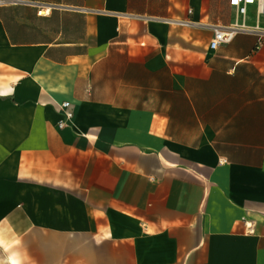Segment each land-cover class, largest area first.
I'll use <instances>...</instances> for the list:
<instances>
[{
	"label": "crops",
	"instance_id": "obj_1",
	"mask_svg": "<svg viewBox=\"0 0 264 264\" xmlns=\"http://www.w3.org/2000/svg\"><path fill=\"white\" fill-rule=\"evenodd\" d=\"M0 264H264L255 6H0Z\"/></svg>",
	"mask_w": 264,
	"mask_h": 264
},
{
	"label": "built area",
	"instance_id": "obj_2",
	"mask_svg": "<svg viewBox=\"0 0 264 264\" xmlns=\"http://www.w3.org/2000/svg\"><path fill=\"white\" fill-rule=\"evenodd\" d=\"M9 0H0V6H5ZM229 5L237 10L241 17L248 15L250 6H255L259 15L264 16V0H229ZM191 12V11H190ZM181 25H192L191 21L179 22ZM239 30L238 25H219L213 28V38L210 42L211 49H217L221 44L231 42ZM59 112L62 119L59 128H64L68 122L74 119L71 103L65 101L60 105Z\"/></svg>",
	"mask_w": 264,
	"mask_h": 264
},
{
	"label": "rangeland",
	"instance_id": "obj_3",
	"mask_svg": "<svg viewBox=\"0 0 264 264\" xmlns=\"http://www.w3.org/2000/svg\"><path fill=\"white\" fill-rule=\"evenodd\" d=\"M223 4H220L219 2L218 3H216V10H217V12H219V10L220 9H222L221 10V12H219V13H221V15H224L225 14V10L223 9ZM225 19L226 17L225 16H223V17H221V20H223V19Z\"/></svg>",
	"mask_w": 264,
	"mask_h": 264
}]
</instances>
